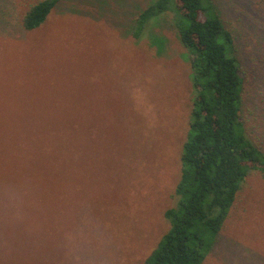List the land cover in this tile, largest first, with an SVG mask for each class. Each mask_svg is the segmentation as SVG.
I'll return each instance as SVG.
<instances>
[{
	"label": "rangeland",
	"instance_id": "1",
	"mask_svg": "<svg viewBox=\"0 0 264 264\" xmlns=\"http://www.w3.org/2000/svg\"><path fill=\"white\" fill-rule=\"evenodd\" d=\"M37 1L0 0V114L29 115L35 133L19 172L1 178L4 204L31 223H0V258L141 264L169 228L193 97L173 14L135 39L153 0H61L26 31ZM213 3L235 37L246 130L264 149V0ZM202 264H264L261 173L245 177Z\"/></svg>",
	"mask_w": 264,
	"mask_h": 264
},
{
	"label": "trees",
	"instance_id": "2",
	"mask_svg": "<svg viewBox=\"0 0 264 264\" xmlns=\"http://www.w3.org/2000/svg\"><path fill=\"white\" fill-rule=\"evenodd\" d=\"M60 1L38 0L29 5L21 18L23 29L38 28ZM167 12L173 14L171 23L189 56L193 97L174 189L176 203L163 214L169 228L141 264H202L245 177L257 171L264 178V149L246 130L244 79L235 37L213 0H153L137 15L133 38L139 39L151 20ZM34 139L29 115L0 114V223H31L30 212H17L4 204L1 178L19 172ZM34 214L39 217L41 212ZM14 261L0 258V264Z\"/></svg>",
	"mask_w": 264,
	"mask_h": 264
}]
</instances>
